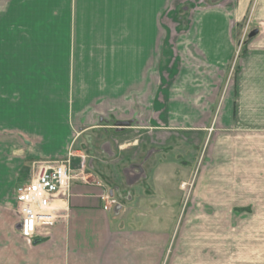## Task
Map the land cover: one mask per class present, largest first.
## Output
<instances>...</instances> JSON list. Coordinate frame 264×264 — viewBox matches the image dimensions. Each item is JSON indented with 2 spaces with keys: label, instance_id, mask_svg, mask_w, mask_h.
Returning a JSON list of instances; mask_svg holds the SVG:
<instances>
[{
  "label": "rangeland",
  "instance_id": "obj_1",
  "mask_svg": "<svg viewBox=\"0 0 264 264\" xmlns=\"http://www.w3.org/2000/svg\"><path fill=\"white\" fill-rule=\"evenodd\" d=\"M5 1L0 0V4ZM81 2H68V39L50 38L49 12L47 20L45 13L36 20V15L30 17L27 12L25 20L15 17L18 13L0 12V84L12 87L8 95L15 106L28 96L31 106H35L34 110L21 104V119L26 121L12 124L14 131L8 130L7 123L0 124V139L7 136L3 133H9L16 134L21 142L9 152L5 146V160L15 166L18 159L30 167L43 156L40 153L52 150L55 156L67 154L83 159L86 165H94L97 160L93 158L101 155L109 169V157L101 151V135L95 136L98 130L77 133L96 124L146 122L140 111L146 112L158 81L156 58L160 42L168 40L161 39L163 29L156 27L158 20L169 19L178 25V17L183 16L184 26L176 28L182 34L198 10H228L225 39L232 40L233 53L228 62L214 61L209 68L212 71L207 73L214 84L207 98L208 102L213 100V128L207 131L206 138H199L198 129L181 130L193 135L197 132V143L195 152L187 145L181 146V163L192 162L180 179L181 216L165 259L168 263L179 257L190 264H264V133L244 132L228 137L217 122L243 57L253 49L264 50V0H251L240 17L236 13L231 16L237 0H165L156 4L164 7L159 18L157 10L144 13L143 24L148 27L145 39H125L126 31L132 37L127 25L140 24L135 12L129 19L130 12L117 10L125 8V0H101L102 8L98 10L92 9L91 0H84L85 10L79 11ZM183 5L189 11L181 12ZM82 15L85 39L78 38ZM88 32H94V39L88 38ZM178 36L179 33L175 38ZM198 61L201 67L207 62L203 56ZM168 79L170 83L173 80L171 71ZM55 102L62 103V107L52 108ZM118 130L111 129V133ZM118 140L115 137L108 141L113 150ZM43 157L46 158L41 160H49L50 155ZM5 181L0 189L2 207L8 206L3 219L8 229H14L18 220L12 202L14 182L11 176Z\"/></svg>",
  "mask_w": 264,
  "mask_h": 264
},
{
  "label": "crops",
  "instance_id": "obj_2",
  "mask_svg": "<svg viewBox=\"0 0 264 264\" xmlns=\"http://www.w3.org/2000/svg\"><path fill=\"white\" fill-rule=\"evenodd\" d=\"M91 1L92 9L102 8L101 0ZM163 1L125 0V8L117 10L130 12L129 19L135 12L140 23L127 25L132 31V37L127 35L131 32L126 31L125 39H145V29L148 27L143 24V18L146 17L144 13L157 10L160 12L159 18L164 7L156 4ZM250 1L237 0L231 16L234 13L237 17L243 16ZM68 2L6 0L0 4V12L18 13L15 17L25 20L27 12L30 17L36 15V20L42 18L41 13H45L44 18L47 20L49 12L47 29L50 38L68 39L70 26L67 13L71 12ZM80 5L77 10L84 11V0ZM189 9L183 5L181 12ZM58 13H61V18ZM227 13L225 9L198 10L189 21L187 32L182 34L176 28L181 24L184 26L183 16L178 17V25L169 19L158 20L156 27L163 29L161 39L168 37V40L160 42L156 58L158 81L150 95V103L146 105V112L140 111L142 116L145 115L146 122L109 126L96 124L78 131L80 135L91 129L98 130L95 136L101 135V151L109 157V169L104 165L101 155L93 158L97 160L94 165H86L83 159L70 156L75 177L62 203L63 209L59 211L61 217L49 227L48 234L36 238V242L20 235L18 220L14 229L6 227L3 218L6 211L4 208L8 206L2 207L0 198V264L168 263L165 259L166 250L171 237L175 236L176 221L181 216L180 179L185 177L192 162L186 160L181 163V146L187 145L189 150L195 152L197 143V132L193 135L181 130L198 129L201 130L199 138H206L207 131L213 128L210 126L214 115L213 100L208 102L207 98L214 84L207 73L212 71L209 68L214 61L228 62L232 56L233 42L225 39L226 28L229 27ZM85 25L82 15L81 24H78L79 39L86 37ZM94 32H88V38L94 39ZM177 33L179 36L176 39ZM172 37L175 39H170ZM202 56L207 61L204 67L198 66V58ZM170 71L173 73L171 83L168 79ZM203 72L204 76H200ZM10 88L0 84V124L7 123L8 130L14 131L12 124L21 125L26 121L21 119V106L24 104L34 110L35 106H31L30 96L23 102L17 101L16 106L12 104L8 95ZM146 97L148 100L147 94ZM59 107H62V103L55 102L52 108ZM217 118L219 127L225 130L228 137L244 132L264 133V50L253 49L243 57V65ZM59 120L62 122L63 116ZM111 129L119 130L113 134ZM3 135L8 138L0 139V189L4 188L5 179L11 176L14 182L12 195L15 186L28 179L37 166L67 156H55L50 150L40 153L43 156L50 155L49 160H41L46 158L43 156L38 157L40 160L28 167L17 159L14 161L15 166H10L5 160V146L9 152L10 148L20 146L21 142L16 134ZM115 137H119V140L113 150L108 141ZM121 137L123 143H120ZM168 264H190V261L176 257Z\"/></svg>",
  "mask_w": 264,
  "mask_h": 264
},
{
  "label": "built area",
  "instance_id": "obj_3",
  "mask_svg": "<svg viewBox=\"0 0 264 264\" xmlns=\"http://www.w3.org/2000/svg\"><path fill=\"white\" fill-rule=\"evenodd\" d=\"M71 157L46 161L30 177L15 186L13 205L18 214L19 233L34 242L48 234L61 217L59 211L74 178Z\"/></svg>",
  "mask_w": 264,
  "mask_h": 264
},
{
  "label": "water",
  "instance_id": "obj_4",
  "mask_svg": "<svg viewBox=\"0 0 264 264\" xmlns=\"http://www.w3.org/2000/svg\"><path fill=\"white\" fill-rule=\"evenodd\" d=\"M36 241H37V239L34 242H36Z\"/></svg>",
  "mask_w": 264,
  "mask_h": 264
}]
</instances>
